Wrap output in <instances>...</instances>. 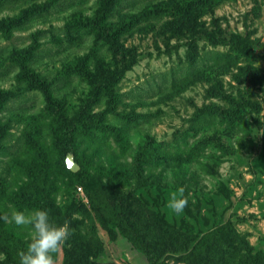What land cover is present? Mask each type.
Wrapping results in <instances>:
<instances>
[{
	"label": "rangeland",
	"instance_id": "374dc122",
	"mask_svg": "<svg viewBox=\"0 0 264 264\" xmlns=\"http://www.w3.org/2000/svg\"><path fill=\"white\" fill-rule=\"evenodd\" d=\"M46 1L5 0L0 22ZM53 1L56 7L37 13L22 27L0 32V90L15 95L0 111L8 152L0 156V183L7 186L11 206L28 200L43 175L61 178L52 213L70 214L75 226L71 231L86 234V243L81 246L84 253L77 255L70 235V245L54 254L56 264L63 262L64 246L80 264L148 263L126 239L101 224L75 175L64 178L66 157L73 154L63 141V126L48 123L55 107L18 80V59L31 44L35 52L25 62L27 73L48 86L68 127H75L72 135L89 128L96 139L91 146L90 140L89 145L80 138L74 141L79 170L100 192L111 188L109 167L119 175L146 141L157 152L190 128L189 145L196 147L191 158L155 169L160 182L145 178V186L132 181L131 187L111 191L112 203L164 255L166 264H183L176 260L181 242L172 247L166 238L170 230L178 231L181 241L193 238L195 245L206 233L231 226L245 241L244 248L264 253V0H219L199 10H184L185 0L122 1L103 28L119 29L128 16L138 22L116 38L114 51L95 43V33L86 29L99 27L98 0ZM154 9L162 10L158 17L143 21V14ZM92 77L102 85L115 80L109 93L114 102L106 99L90 106ZM234 110L240 117L226 123L217 118ZM96 114L103 120H95ZM137 116L143 117L125 124L128 117ZM180 187L190 214L185 209L175 214L166 207L170 193ZM161 216L169 228L159 221ZM233 238L225 250L239 247ZM24 241L27 248L26 230ZM96 250L101 253L96 255ZM0 264H14L1 248Z\"/></svg>",
	"mask_w": 264,
	"mask_h": 264
},
{
	"label": "trees",
	"instance_id": "16d2710c",
	"mask_svg": "<svg viewBox=\"0 0 264 264\" xmlns=\"http://www.w3.org/2000/svg\"><path fill=\"white\" fill-rule=\"evenodd\" d=\"M3 1L5 0H0V5ZM122 1L125 0H98V5L101 9V15L98 17V20L100 18L98 22L99 24H97L99 27H96L95 25L89 29L86 27L88 31L95 33V39L98 40L95 41V43H100V45L107 44L108 47H113V51L117 50V46L114 45V43L116 44V38L123 33L130 31L138 22L137 18L128 16L126 23L122 24L119 29L116 28L113 31H108L107 29L103 28V24L109 19L110 15H113L114 13L116 14L118 12L117 9ZM215 1L217 2L219 0H185L184 4H186V8L183 9L199 10L206 6L213 5ZM53 6H55V1L53 0H49L38 5H29L16 17L8 18L0 22V32H5L9 29L20 28L30 19H32L34 15L42 11H48ZM161 11L162 10L160 9L148 10L143 14L142 20H154V18L158 17ZM75 24L81 28L86 26L85 23L81 24L80 22H75ZM34 52V46L31 44L23 51L22 56H20L22 57L20 61L18 59L19 55L15 56L14 61L18 59V62H20L18 66L22 67H20L22 72L18 80L20 79L22 81L21 83L29 85L31 89L41 92L43 97H45L47 100L48 106L51 108L55 107L52 109L50 122L48 123L52 122L55 124H61L63 126V141L66 142L68 151L73 154V161L77 163L79 159L76 155L77 147L75 146L74 139L80 138V142L83 141V143H87V140H90V145L87 143L89 146L95 145L96 139L91 134L89 128L82 129V133L79 132L77 135H72L75 127H68V120L61 116L59 105L52 101L48 86L45 87L44 82L40 81L35 76H30L27 73L25 62L32 60ZM77 71L79 75H83L85 78L89 76L84 71ZM116 78L117 77H115V79ZM114 83L115 80H112V82L109 84L102 85L96 83L92 77V88L94 93L89 100L90 106L95 107L106 101V99H109L110 102H114L113 96L109 95ZM110 85H112V87ZM14 96L15 95L12 92L0 90V111L8 99L15 98ZM209 114L213 116L214 113L209 112ZM235 115L240 117L238 110H234L232 113H219L217 114V118L221 122L223 121V123H226L227 119H232ZM138 117L143 116H137L134 118L128 117L125 119V124L128 125L132 122H136ZM94 118H96L95 120L97 121L103 120V116L101 114H96ZM198 122V120L193 121V123ZM5 133L6 129L1 125L0 120V156H4L6 153H8L7 149L3 145L4 139L6 137ZM190 133V128H188L185 130L184 135H182L180 139L174 140L172 144L170 143L169 145L163 146L161 150L157 152H155L156 150L152 143L150 141H146L141 148L134 151L133 161L128 164V168L126 170L120 169L122 173L119 175L116 173L114 166L109 167L107 171L109 177H111V181L107 186L111 188L105 193L100 192L99 189L93 186L94 181L87 182L82 170H78L74 173L67 168L65 163L64 169L62 171L65 179L67 178V173L75 175L76 180L79 183L78 185L84 189L86 195L88 196L90 205L92 209L94 208L101 221V224H103L106 229H111L110 231H114V233L126 239L130 246L145 258L148 264H166L164 255L157 251L155 247L150 242H148L146 238L136 229V227L131 224L125 215V211L112 203L111 191L119 186L131 187L134 185L131 184L132 181L136 183L134 186H145V178L151 179L154 177L157 181H159V175L161 174H156L155 169L166 167V165L171 162H177L184 160L185 158H191L192 153L194 150H196V147L189 145ZM111 136H114L113 132ZM223 144L220 141L217 143V145H220L221 147H223ZM93 157H96L95 153L92 155V158ZM77 165L79 166V169H81L80 164L77 163ZM26 167V165H22V168L26 169ZM102 170L105 171L106 169L104 168ZM59 182H61V178H59L56 174H45L40 178L38 182L39 184H37V187L33 189L28 200L13 202L11 206L8 196L6 195L7 186L0 183V248L4 251V254L7 256V258L10 259L14 264H19V257L17 253L20 250L26 249V246L24 241L25 230L18 228L14 222L10 220V214L13 212V210L31 211L37 208L46 209L49 212L50 220L55 224L63 225L67 221L69 223L70 229L71 226L75 228V226L71 225L69 222L70 214L66 215V213H62L61 216H56L54 213H52V206L54 205L56 198L60 193V189L62 188ZM157 185L162 186L163 184ZM162 187H164V185ZM185 210L190 214L188 209L185 208ZM159 221L165 225V228L170 227L163 216H161ZM220 229L221 230L219 231L215 230L206 233L195 245H192L193 238H187L181 241V236L179 235L180 233L174 230H170L166 238L169 240L172 247L178 244V241L181 242L179 244L180 256H178L176 260H178V262H182L183 264H211L212 262L215 264L217 262L219 264H228L230 261L232 264H264V253L255 252L253 254L252 248H244L245 241L241 239L240 235H237V233L235 234V232L231 229V226H228V228L222 227ZM71 236H74L72 240L76 242L74 249H77V255L78 253H84L81 246L86 243V234L81 235L79 231L77 233L71 231ZM233 237L237 239L239 247L233 249L232 251L225 250L223 246H231L234 242ZM65 245H70L69 240L65 242ZM67 250L68 249L64 246L62 264H80L78 258L73 257V252L69 254ZM100 253V250H96V255H99Z\"/></svg>",
	"mask_w": 264,
	"mask_h": 264
},
{
	"label": "clouds",
	"instance_id": "9594fccd",
	"mask_svg": "<svg viewBox=\"0 0 264 264\" xmlns=\"http://www.w3.org/2000/svg\"><path fill=\"white\" fill-rule=\"evenodd\" d=\"M188 198L184 196V188L180 187L170 193L166 207L175 214H180L188 206ZM10 220L30 235L27 248L18 251L19 264H56L54 254L71 235L69 223L57 225L50 220L46 209L31 211H13Z\"/></svg>",
	"mask_w": 264,
	"mask_h": 264
},
{
	"label": "water",
	"instance_id": "95a60500",
	"mask_svg": "<svg viewBox=\"0 0 264 264\" xmlns=\"http://www.w3.org/2000/svg\"><path fill=\"white\" fill-rule=\"evenodd\" d=\"M66 166L72 172H77L79 170V166L73 161V157L68 155L65 160Z\"/></svg>",
	"mask_w": 264,
	"mask_h": 264
},
{
	"label": "built area",
	"instance_id": "2783aa9c",
	"mask_svg": "<svg viewBox=\"0 0 264 264\" xmlns=\"http://www.w3.org/2000/svg\"><path fill=\"white\" fill-rule=\"evenodd\" d=\"M78 190L81 191V188L79 187Z\"/></svg>",
	"mask_w": 264,
	"mask_h": 264
}]
</instances>
